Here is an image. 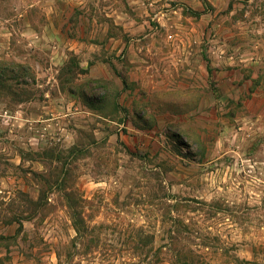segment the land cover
Returning <instances> with one entry per match:
<instances>
[{"label":"rangeland","instance_id":"374dc122","mask_svg":"<svg viewBox=\"0 0 264 264\" xmlns=\"http://www.w3.org/2000/svg\"><path fill=\"white\" fill-rule=\"evenodd\" d=\"M0 264H264V0H0Z\"/></svg>","mask_w":264,"mask_h":264}]
</instances>
